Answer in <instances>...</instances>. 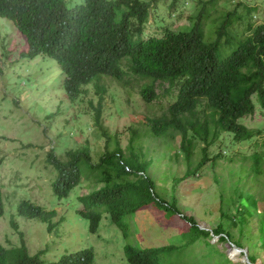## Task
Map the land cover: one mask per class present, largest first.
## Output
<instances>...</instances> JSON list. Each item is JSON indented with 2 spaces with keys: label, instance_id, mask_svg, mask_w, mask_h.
<instances>
[{
  "label": "trees",
  "instance_id": "16d2710c",
  "mask_svg": "<svg viewBox=\"0 0 264 264\" xmlns=\"http://www.w3.org/2000/svg\"><path fill=\"white\" fill-rule=\"evenodd\" d=\"M165 3L166 0H81L68 9L65 0H0V18L13 23L24 38L27 50L23 58L49 57L58 64L64 76V92L72 102L92 85L102 95L106 91L102 83L105 79L123 82L128 73L140 83L139 94L146 104L158 100L161 91H177L166 115L148 120L145 131L133 132L128 154L118 137L111 136L104 126L101 102L94 109V121L106 140V150L97 163L88 143L68 151L63 159L58 158L55 149L48 152L47 163L57 172L52 185L57 198L68 199L84 181L90 182L92 190L77 199L82 207L78 214L89 222L91 234L98 233L104 213L124 231L126 216L155 207L171 218L181 216L190 224V234L206 239L219 237V242L243 249L248 218L259 215L264 236V210H259L264 199L245 192L239 181L232 187V196L226 199L221 195L222 220L218 227L213 232L200 230L193 217L183 215L175 198L171 202L157 194L156 182L149 173L152 161L144 159L133 145L145 138L160 140L165 150L175 151L176 159L182 156L187 162L185 179L209 163L216 166L222 152L210 157L209 149L222 137H232L230 145L263 138L257 142L262 152L250 157L252 166H241L242 171L253 172L255 181H260L264 175V129H251L240 120L257 113L256 101L264 111V23L249 21L255 8L244 7L245 13L239 9L226 12L219 10L221 0H198L199 8L188 16L185 30L166 29L162 37L143 38L150 17L159 4ZM177 3L172 0L168 11H174ZM244 22L247 34H240L237 24ZM124 62L128 70L123 68ZM200 143L204 144L202 148L198 147ZM221 144V151L230 152ZM196 153L201 160L193 167ZM18 214L28 220H47L48 232L64 221L54 224L50 220L54 212H44L29 202L19 204ZM4 215L0 187V218ZM13 226L17 229V224ZM232 229H238V239ZM195 241L193 238L189 244ZM176 250L177 246L140 249L127 244L125 257L128 264H161L162 255ZM43 254L44 251L31 255L25 244L10 249L0 244V264H45ZM225 259L232 264L226 256ZM248 260L256 264L258 256L252 253ZM94 262V251L85 249L64 254L48 264Z\"/></svg>",
  "mask_w": 264,
  "mask_h": 264
},
{
  "label": "rangeland",
  "instance_id": "374dc122",
  "mask_svg": "<svg viewBox=\"0 0 264 264\" xmlns=\"http://www.w3.org/2000/svg\"><path fill=\"white\" fill-rule=\"evenodd\" d=\"M197 1L178 0L172 12L168 11L172 0L159 4L143 38L162 37L166 29L185 30L189 26L188 16L193 9L199 8ZM65 2L67 8L72 9L81 0ZM244 7L256 9L249 21L256 25L264 23V0H221L219 10L239 9L245 13ZM246 27V22L237 24L240 34H247ZM26 50V42L13 23L0 18V187L5 202V215L0 219L2 246L10 249L25 244L31 255L44 251L41 258L45 264L85 249L94 251V264H128L127 244L140 249L177 246L178 250L160 257L161 264H230L225 256L232 264H249L248 256L252 253L258 256L256 264H264V236L260 232L259 215L248 218L243 252L228 242H219V237L206 239L203 235L190 234V224L181 216L171 218L155 207L126 216L124 231L104 213L98 233L91 234L89 222L78 214L82 207L77 199L92 190L88 186L90 182L84 181L68 199L57 198L52 189L57 172L47 163L48 152L55 149L58 158L63 159L68 151L88 143L92 159L97 163L106 150V140L94 121V109L101 102L104 126L111 136L118 137L128 154L133 132L145 131L148 120L166 115L177 91L173 89L170 94L161 91L158 100L146 104L139 94L140 83L128 73L123 82L105 79L102 83L106 91L102 95H98L92 85L86 88V94L72 102L64 92V76L58 64L49 57L23 58ZM123 68H128L126 62ZM164 88H168V84ZM256 106L257 113L240 123L263 130L264 111L257 101ZM149 139H142L133 146L144 154V159L152 161L149 173L156 182L157 194L171 202L175 198L183 215L193 217L200 230L213 232L218 227L222 220L221 195L226 199L232 196V187L239 181L245 192L264 199V175L260 181H255L253 172L241 170V166L250 168L253 163L250 157L262 152L257 142L263 138L230 145L232 137H222L209 149L210 157L222 152L216 166L209 163L195 177L185 179L188 171L185 159L182 156L176 159L175 151L165 150L160 140ZM179 140L178 137L175 143ZM220 144L230 148V152L221 151ZM203 146V143L198 145L199 148ZM111 147H114V140ZM200 160L201 155L194 154L193 167ZM21 202L32 203L47 213L54 212L50 217L54 224L64 221L48 232L47 220L19 217ZM259 210H264L263 200ZM234 212L231 208L230 213ZM13 224H17V229ZM232 231L238 239V229ZM193 238L195 243L189 244Z\"/></svg>",
  "mask_w": 264,
  "mask_h": 264
},
{
  "label": "water",
  "instance_id": "95a60500",
  "mask_svg": "<svg viewBox=\"0 0 264 264\" xmlns=\"http://www.w3.org/2000/svg\"><path fill=\"white\" fill-rule=\"evenodd\" d=\"M233 247H235L234 245H232ZM235 249H237L239 252H243V250L242 249H238V248H236L235 247ZM249 262V261H248ZM249 264H251L250 262H249Z\"/></svg>",
  "mask_w": 264,
  "mask_h": 264
},
{
  "label": "bare ground",
  "instance_id": "6f19581e",
  "mask_svg": "<svg viewBox=\"0 0 264 264\" xmlns=\"http://www.w3.org/2000/svg\"><path fill=\"white\" fill-rule=\"evenodd\" d=\"M235 255H238V253L236 251H234Z\"/></svg>",
  "mask_w": 264,
  "mask_h": 264
},
{
  "label": "clouds",
  "instance_id": "9594fccd",
  "mask_svg": "<svg viewBox=\"0 0 264 264\" xmlns=\"http://www.w3.org/2000/svg\"><path fill=\"white\" fill-rule=\"evenodd\" d=\"M3 217H4V216H3ZM3 217H2V218H3ZM0 219H1V218H0Z\"/></svg>",
  "mask_w": 264,
  "mask_h": 264
}]
</instances>
